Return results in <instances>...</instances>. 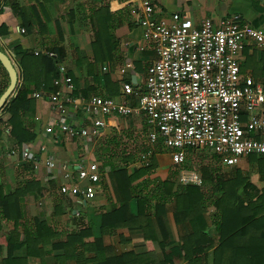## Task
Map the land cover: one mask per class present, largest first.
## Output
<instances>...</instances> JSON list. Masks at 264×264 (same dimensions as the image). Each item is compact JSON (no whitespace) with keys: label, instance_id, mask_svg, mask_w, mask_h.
<instances>
[{"label":"crops","instance_id":"0c3cea01","mask_svg":"<svg viewBox=\"0 0 264 264\" xmlns=\"http://www.w3.org/2000/svg\"><path fill=\"white\" fill-rule=\"evenodd\" d=\"M152 2L159 20L170 21L172 15L179 12L190 17L196 25L206 18L218 24L226 17H234L251 27H264V0ZM14 4L23 9L24 15L21 12L20 16L16 15L11 7H6L4 13L0 14V26L7 24L12 30L8 35H0V49L12 58L19 74L18 88L24 83V77L18 61H14L13 50L16 46L20 45L30 53L39 51V55H46L47 51L60 52V66L73 85L74 103L67 104L61 116L50 102L33 96L35 92L41 91H34L31 97L35 101V109L27 119V124H31L36 139L28 144V148L37 161L33 163L34 166L26 163L28 159L24 158L23 151L27 145L23 148L14 146L10 141L8 126L0 137V183L6 191L24 186L26 180L38 182L41 187V193L34 189L22 201L23 218L18 229L21 239L24 237V227L34 228L35 220H41L63 235L90 228L92 235L86 241L91 242L102 236V215L119 205L109 173L124 169L129 175H134L141 168L139 159L148 147L149 126L143 114L130 117L107 115L104 117L106 126L100 136L71 138L58 130L59 124L66 121L73 127L89 126L81 99L118 97L125 83H130L134 88L136 94L130 97V104L136 106L139 94L144 93L146 88L148 67L155 61L156 55L143 39L140 12L138 8L134 9L130 0H14ZM22 22L28 23V29L22 26ZM22 28H25V33L20 32ZM139 46L145 48L144 51H138ZM238 59L242 76H250L256 83H264V49L248 40ZM129 63L132 67H126ZM31 87L34 89L35 85ZM59 89L69 92L65 86ZM7 118V115L0 116V120L6 121ZM50 126L54 128L53 133L46 131ZM153 157L156 163L154 171L134 178L132 185L138 194H149L156 183L164 182L174 174L167 148L159 144ZM47 159L59 165L97 162L101 180L96 186V198L83 203L78 198L70 199L61 195L60 187L65 180L60 168H48L45 164ZM238 165L221 166L222 170L231 171ZM251 180L261 187L259 175L256 180L251 176ZM56 209L60 210L57 215ZM130 209L137 213V199L130 202ZM169 218L173 234L178 240L172 214H169ZM1 223L0 255L6 258L8 243L5 236L14 229V223ZM209 223L206 233L218 239L217 230L210 220ZM104 242L117 252L161 251L158 242L145 240L141 230L118 229L104 236ZM62 254V250L53 251L51 245L44 246L42 252L35 250L34 254H28L25 246L16 250L13 257L15 260H24L23 264H55V256ZM178 261L184 264L183 260Z\"/></svg>","mask_w":264,"mask_h":264},{"label":"built area","instance_id":"2783aa9c","mask_svg":"<svg viewBox=\"0 0 264 264\" xmlns=\"http://www.w3.org/2000/svg\"><path fill=\"white\" fill-rule=\"evenodd\" d=\"M130 2L140 12L143 39L156 55L148 67L146 88L139 94L138 104H130V97L136 93L130 83H125L118 97L81 99L89 126L73 127L63 121L58 130L71 138L97 137L106 126L105 116L143 114L149 126V143L139 166H150L161 144L170 151L177 183L182 186L203 184L198 169L186 168L192 152L215 154L226 167L240 164L249 155H264V83L242 76L238 59L248 40L264 49V27H251L234 17L218 24L206 18L196 25L179 12L170 21L159 20L152 0ZM20 32L25 33V29ZM137 49L142 52L145 48ZM46 54L55 56L52 51ZM61 71L63 75L55 84L65 86L69 92L59 89L35 92L33 96L47 100L63 116L66 105L74 103V96L71 78L64 75V68ZM46 131L53 133L54 128L47 127ZM23 156L37 161L28 147ZM45 164L51 170L60 168L65 180L61 195L83 203L96 198L101 180L97 162L59 165L47 159Z\"/></svg>","mask_w":264,"mask_h":264},{"label":"trees","instance_id":"16d2710c","mask_svg":"<svg viewBox=\"0 0 264 264\" xmlns=\"http://www.w3.org/2000/svg\"><path fill=\"white\" fill-rule=\"evenodd\" d=\"M6 7H11L16 15L20 16V12L24 15L14 0H1L0 14ZM22 26L29 27L24 22ZM11 31L7 24L0 26L1 36ZM13 52L14 61L17 60L22 69L24 83L0 110V116H8L6 121L0 120V137L10 126V141L23 148L36 139L31 124H27L35 109L31 95L35 90H59L60 86L55 83L62 74L61 57L60 52H55L53 57L37 56L20 45ZM8 85V73L0 62V97ZM211 155L218 160L217 155ZM192 159L188 157L186 162L189 170L194 167ZM28 160L26 163L34 166V161ZM247 160L259 175L261 187L240 169L222 172L219 166L220 171L216 172L209 164H203L199 167L203 177L201 186L178 184L174 171L171 178L156 183L149 194H138L132 185L134 178L154 171V157L150 166L139 168L134 175L124 169L112 170L109 178L119 205L102 215V236L91 242L86 241L92 235L90 228L63 235L41 220H35L34 228L24 227L21 239L18 229L23 218L22 201L34 189L41 193V187L38 182L26 180L24 186L6 191L0 183V233L1 221L14 223V229L5 236L8 255L6 258L0 255V263L23 264L24 260L13 257L16 250L26 246L28 254H34L35 250L42 252L44 246L51 245L53 251H63L62 255L55 256V264H176L178 260H183L184 264H264V155H249ZM133 199L138 200L137 213L130 209ZM59 212L56 209L55 214ZM169 214L173 216L178 240L173 234ZM209 220L218 232V239L206 233ZM122 228L141 230L145 240L158 242L161 251L117 252L105 244L104 236Z\"/></svg>","mask_w":264,"mask_h":264},{"label":"rangeland","instance_id":"374dc122","mask_svg":"<svg viewBox=\"0 0 264 264\" xmlns=\"http://www.w3.org/2000/svg\"><path fill=\"white\" fill-rule=\"evenodd\" d=\"M188 157L193 158L192 162L193 165L196 169L199 170L200 165L203 164H209L212 169H214L216 172L220 171V167L222 169V166L219 163V160L215 159L212 157V155L206 151H197V152H192L189 154ZM220 166V167H219ZM240 168L243 170L244 173L247 175L252 176L253 180H256L258 178V175L254 172V169L251 165H249L248 160H243L237 167L235 168ZM216 168V169H215ZM222 172H229V170H222ZM222 174V173H220ZM176 264H183L181 261H177Z\"/></svg>","mask_w":264,"mask_h":264},{"label":"water","instance_id":"95a60500","mask_svg":"<svg viewBox=\"0 0 264 264\" xmlns=\"http://www.w3.org/2000/svg\"><path fill=\"white\" fill-rule=\"evenodd\" d=\"M0 62L8 73L9 85L0 97V110L17 93L19 74L10 55L0 49Z\"/></svg>","mask_w":264,"mask_h":264}]
</instances>
